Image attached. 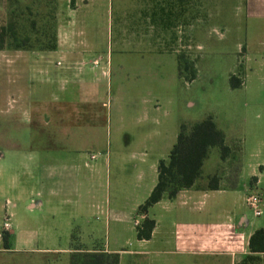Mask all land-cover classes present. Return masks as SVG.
Returning a JSON list of instances; mask_svg holds the SVG:
<instances>
[{
    "label": "rangeland",
    "instance_id": "1",
    "mask_svg": "<svg viewBox=\"0 0 264 264\" xmlns=\"http://www.w3.org/2000/svg\"><path fill=\"white\" fill-rule=\"evenodd\" d=\"M98 2L102 0H95L91 14L110 15L109 46L117 58L111 77L125 82L122 92L112 101L104 135L90 147L86 144L84 152L92 164L91 175L95 174L94 179L101 175L106 183L107 201L106 206L102 201V207L117 212L130 211L137 202L141 205L151 184L156 182L158 161L167 159L180 125L189 128L210 116L224 133L231 151L222 159L217 147L209 149L196 187L205 188L214 175L219 179V189H233L239 184V209L249 222L262 219L264 214L255 216L244 197L264 190V0H113L106 14ZM58 3V0H0V32H4L5 45L12 43L8 30L11 26L19 40L28 38L27 46L49 47L54 39L57 46ZM64 15L71 18L70 13ZM5 55L0 53V212L23 213L28 205L19 197L25 195L19 196L22 188L13 185L11 177L17 175L26 180L28 184L24 183V187L29 186V179H34L35 161L29 160L28 150L42 148L41 153L32 154L49 160L65 154L71 143L66 141L67 131L55 141L49 140L51 136L46 131L50 133V105H33L38 110H33L30 121L25 120L20 111L23 98L16 87L20 86V63L16 57L7 60ZM232 75L240 83L236 88L230 87ZM116 110L124 117L131 116L124 121L121 131L116 127ZM127 130L131 132L133 145L125 149ZM132 150L134 154L130 156ZM91 155L94 156L90 158ZM127 160L130 166L137 165L139 175L131 173ZM95 163L100 169L92 168ZM259 171L263 172L262 183L256 187L259 174L255 173ZM117 179H124V183L116 185ZM222 195L208 193L197 199L196 207L229 209L230 201L226 202ZM78 205L80 201L72 200L61 207L72 212ZM138 210L146 212L139 207ZM157 211L158 206L152 210ZM87 219L101 222L103 227L93 242L85 234L79 242L74 240L72 254L99 253L97 246L113 240L115 232L119 242H123L122 247L136 248L133 221L125 224L127 228L122 224H110L108 228L104 226L103 214L95 209ZM141 222L136 221V228ZM123 257L121 260L131 262L129 257Z\"/></svg>",
    "mask_w": 264,
    "mask_h": 264
},
{
    "label": "crops",
    "instance_id": "2",
    "mask_svg": "<svg viewBox=\"0 0 264 264\" xmlns=\"http://www.w3.org/2000/svg\"><path fill=\"white\" fill-rule=\"evenodd\" d=\"M112 1L98 2V5L102 4L104 14L110 11ZM58 2L60 17L55 48L0 50V53L6 54L7 60L16 57V61L20 63V86L16 87L23 98L20 111L25 120L30 121L33 110H38L33 105H50V133L46 131L51 136L49 140L55 141L67 131L69 136L66 141L71 143L64 151L65 154L49 160L32 154L34 151L41 153L44 151L42 148L28 150L29 160L35 161V177L29 179L28 187L23 186L28 183L20 180L21 177H11V183L22 188L19 196L25 197L19 198L27 202L28 206L23 213L17 210L0 212V264H70L72 242H79L83 234L93 242L103 227L101 222L87 219V215L94 209L96 213L103 214L105 227L110 224L124 226L133 221L136 229V221L141 222L144 217L155 222L150 237L136 238L137 245L133 250L122 247L123 242H119L116 232L113 240L104 241L97 246L99 252L117 253L118 264H240L250 255L261 258V253L250 252L249 238L256 229L264 230V217L257 221L247 220L245 213L238 207L239 184L233 189H202L196 187L197 179L194 186L179 190L171 199L164 196L148 207L145 213L139 212L138 202L133 204L130 211L113 212L112 208L102 207V201L104 200V206L107 201L104 191L106 183H103L101 175L99 179H94L95 174L91 175L92 164L88 163V156L84 152L86 144L90 147L104 135L105 124L111 115L112 101L122 92L125 82L114 81L111 77L117 67L113 61L117 58L113 56L109 46L110 15L96 17V13L91 14L95 9V0ZM87 9L89 10L86 11ZM69 13L70 19L64 15ZM126 115L124 117L116 110V127L120 131L124 130V121L131 117ZM128 131L124 134L125 149L133 145L131 132ZM30 133L33 135L36 132ZM43 134L45 135V131ZM133 154L132 150L130 156ZM128 162L129 160L126 161V166L129 165ZM93 165V169H100L99 164ZM129 168L131 173L140 174L137 165ZM129 172L126 169V173ZM155 172L157 173V167ZM257 174L259 177L255 180L256 187L262 183L263 172H256L255 175ZM120 182L124 183V179H117L116 185ZM155 184L156 182L151 184L148 195ZM116 187L120 189L119 186ZM262 191L259 193L262 197L260 215L264 214V190ZM211 192L223 194V198H227L226 202L230 201V208L225 207L220 211L197 208V199L208 196ZM32 197L36 200L33 201ZM72 200L80 201L75 209L78 211L77 215H74L75 210L65 211L61 207L64 202ZM157 206L158 211L152 212ZM4 222L8 223L7 228H4ZM2 232L7 233L6 246L3 245ZM121 257H129L131 262L125 259L123 261ZM258 264H262L261 260Z\"/></svg>",
    "mask_w": 264,
    "mask_h": 264
},
{
    "label": "trees",
    "instance_id": "3",
    "mask_svg": "<svg viewBox=\"0 0 264 264\" xmlns=\"http://www.w3.org/2000/svg\"><path fill=\"white\" fill-rule=\"evenodd\" d=\"M11 32L12 43L5 45V35L3 30L0 32V50L8 49H42L48 50L56 47V42L49 47H31L27 46L28 38L19 40L11 26L8 27ZM185 64L184 67L188 68ZM193 71V70H192ZM194 72V71H193ZM193 78V77H191ZM190 79V78H188ZM231 88L239 86V80L235 76L229 77ZM217 147L220 157L224 159L230 155V146L225 143L224 133L217 128L211 117L191 124L189 128L185 124L180 125V131L176 142L173 144L167 159H160L157 164V181L145 201L139 206L140 210L147 211L148 207L161 200L164 196L173 198L181 189L194 186L196 180L201 175V170L205 158L208 156L209 149ZM219 179L217 176L210 177L207 186L202 189H218ZM155 225L153 219L145 218L136 228V237L138 239H148ZM3 245H7V233L2 232ZM249 249L252 253H261L262 257L250 255L240 264H258L261 260L264 264V230L256 229L249 238ZM77 256L75 261L73 257ZM112 257L111 261L107 260ZM117 253L91 252L82 255L72 254L71 264H117Z\"/></svg>",
    "mask_w": 264,
    "mask_h": 264
},
{
    "label": "built area",
    "instance_id": "4",
    "mask_svg": "<svg viewBox=\"0 0 264 264\" xmlns=\"http://www.w3.org/2000/svg\"><path fill=\"white\" fill-rule=\"evenodd\" d=\"M261 201H262V197L260 196L259 193L250 194L246 198L247 205L253 210V213L255 216H258L261 213V210H260ZM3 226H4V228H7L8 223L4 222Z\"/></svg>",
    "mask_w": 264,
    "mask_h": 264
}]
</instances>
